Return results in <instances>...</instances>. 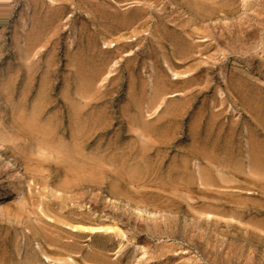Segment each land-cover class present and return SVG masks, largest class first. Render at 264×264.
<instances>
[{"label":"rangeland","instance_id":"rangeland-1","mask_svg":"<svg viewBox=\"0 0 264 264\" xmlns=\"http://www.w3.org/2000/svg\"><path fill=\"white\" fill-rule=\"evenodd\" d=\"M58 1L0 0V142L21 165L15 176L23 181L12 186L9 172L0 177V264H264V178L248 161L253 147L264 149V0H237L205 22L227 31L241 18L254 29L244 48L235 34L211 38L207 51L185 60L173 55L170 38L178 32L171 18L187 15L185 0H140L151 5L119 32L114 24L122 12L134 13L135 0H61L59 12ZM199 60L206 70L195 67ZM92 119L98 130L91 137ZM34 167L49 175L34 183ZM74 171L83 173L74 180L82 189L64 192L59 203L54 189L58 194ZM40 223L53 238L77 223L123 234L86 231L80 249L53 250L58 245H46ZM35 241L48 260H31V251L40 252ZM100 246L98 257H87Z\"/></svg>","mask_w":264,"mask_h":264},{"label":"bare ground","instance_id":"bare-ground-1","mask_svg":"<svg viewBox=\"0 0 264 264\" xmlns=\"http://www.w3.org/2000/svg\"><path fill=\"white\" fill-rule=\"evenodd\" d=\"M56 2V1H58V0H51V2ZM67 1V0H66ZM117 1H124V2H126L127 3V1L128 0H117ZM38 2H39V0H33V3H35V4H38ZM41 2V1H40ZM68 2V1H67ZM87 3H89L90 5H95L93 2H91L90 0H87L86 1ZM145 2V1H144ZM237 0H226L225 2H224V0H185L184 1V4L186 5V11L184 12V13H187V15H186V17H182V18H180L179 19V17H181L180 16V14H177V16L175 15V16H173L172 18H171V21L172 22H174V19L176 20H178V22H177V30H178V32L173 36H171L170 38H171V41L173 40V55L174 56H176L178 59H181V60H185V59H189V58H195V56H196V54L197 53H199V54H201V53H203V52H205V51H207L208 50V48L211 46V42H210V40L209 39H215L216 41L217 40H219L220 38H222V39H224L225 37H229L230 35H234L235 34V36H234V41L235 42H237L238 43V45H240L241 46V48H244L243 46L244 45H246L245 44V42L248 40V38H249V36L250 35H252V32H254V29L253 28H250L249 30H246L245 28H243V23H244V21H242L241 20V18H239V19H237V20H235V21H233L232 23H231V25H232V29H226L227 31H225L224 30V28H223V26H221V28H220V30L219 31H216L215 32V28H217V26H219V25H215V24H209V23H205L207 20H209V19H211L213 16H215V14L218 12V11H220L221 9H223V8H227V9H230V10H233V9H235V6H236V4H237ZM62 1L60 0V1H58V6H57V9H58V12H59V9H61V6H62ZM57 4V3H56ZM210 4H212V5H210ZM151 5V2L149 3H141L140 2V0H135V4H134V13H131L130 14V16H127V12L126 11H124V12H122L121 13V17L119 18V20L118 21H116L117 23L116 24H114L115 25V30L117 31V32H119L120 30H123V29H126L128 26H129V24L130 23H133V22H135V21H137L138 19H140L141 17H142V12L143 11H145L146 9H147V6L149 7ZM208 5H210V8H208ZM244 5V3L242 4V6ZM248 8V4L246 5V7L244 8V9H247ZM127 11H129V10H127ZM192 12V13H191ZM259 21H260V19H259ZM115 22V21H114ZM191 22H196V23H199V24H201L200 25V29L199 28H190L188 31H186V33L184 32L185 31V27L189 24V23H191ZM258 22V21H257ZM258 23H260L259 25H263L264 26V18L261 20V22H258ZM257 23V24H258ZM187 24V25H186ZM254 26H256V24H253ZM112 26V25H111ZM174 26H176V23H174ZM173 26V27H174ZM184 26V27H183ZM253 26V27H254ZM188 27V26H187ZM187 27H186V29H187ZM257 28V27H256ZM135 31V30H134ZM199 32V34H201V38H200V40H198V41H194V40H192V39H189V36H191V34H196V33H198ZM134 34H135V32H134ZM168 34H171V33H168ZM225 35V36H224ZM107 45H109V47L112 45L113 46V44L111 43V42H107L106 43ZM104 47H106V46H104ZM249 48L250 47H246L245 48V50L246 51H249ZM251 54V53H250ZM161 57H162V62L165 64L164 66L166 67V69L171 73V75L173 76V78H177V76H178V74L176 73V72H174V71H172V69H171V65H170V62L167 60V57H165V54H161ZM161 57H160V59H161ZM251 60L253 59L252 57L250 58ZM201 62H200V60L198 61V62H196V64H195V67L197 68H199V69H205V68H208V66L206 67V66H201V64H200ZM205 63H207V62H205ZM261 66H262V69L264 70V62H262V64H261ZM260 66V67H261ZM206 70V69H205ZM252 70H253V68H247V69H245V73H247V74H250L251 72H252ZM244 73V74H245ZM86 80V79H85ZM84 84V83H83ZM244 84V83H243ZM83 86V85H82ZM84 87V86H83ZM82 88V87H81ZM88 88V87H87ZM89 90V89H88ZM85 91H86V89H85ZM85 91H82V92H85ZM79 94H81V93H79ZM159 94V93H158ZM83 95V94H82ZM85 95V94H84ZM254 97V96H253ZM90 102V101H89ZM88 103V102H87ZM92 103V102H91ZM94 105V104H93ZM88 106V105H87ZM75 107H77V106H75ZM95 107V106H94ZM93 108V107H92ZM78 109L79 108H77V110H76V108H75V110L76 111H78ZM83 110V109H82ZM82 112V111H81ZM77 114V113H76ZM73 116H74V114H73ZM83 116V115H82ZM93 116V115H92ZM85 118V117H84ZM83 118V119H84ZM82 119V118H81ZM88 119V118H87ZM94 119H95V117H94ZM73 122V121H72ZM78 122H79V120H78ZM85 122H87V120H85ZM90 122V121H89ZM88 122V123H89ZM109 122V121H108ZM83 123V122H82ZM81 123V124H82ZM87 123V125H90V131H91V133H90V135L89 136H93L92 135V133L94 132V131H97L98 129H96V122L92 119V122L90 123V124H88ZM73 124V123H72ZM78 124V123H77ZM87 125H85V126H87ZM98 125V124H97ZM33 126L34 125H32V131H33ZM81 126V125H80ZM83 126V125H82ZM36 127H38V126H36ZM42 128V127H41ZM84 128V127H83ZM98 128V127H97ZM37 129V128H36ZM40 129V128H39ZM38 129V130H39ZM43 129V128H42ZM48 129V128H47ZM72 129V128H71ZM70 129V130H71ZM38 130H37V132H38ZM77 130V129H76ZM79 130V129H78ZM41 131V130H40ZM44 131V130H43ZM47 131V130H46ZM81 131V130H80ZM36 132V133H37ZM49 132V131H48ZM75 132V131H74ZM85 132H86V130H85ZM39 133V132H38ZM71 133H72V131H71ZM76 133V132H75ZM81 133H84V132H81ZM80 133V134H81ZM73 134V133H72ZM94 135H95V133H93ZM78 135H79V133H78ZM78 135H73V139L74 140H76L77 141V139H78ZM88 135V134H87ZM85 136V135H84ZM87 138V137H86ZM84 139V138H83ZM72 140V139H71ZM49 141V140H48ZM51 141V140H50ZM46 142V141H45ZM71 142H73V141H71ZM51 143V142H50ZM75 143V142H74ZM76 144H77V142H76ZM65 146L66 145H64L63 144V146L62 147H64L65 148ZM59 147V146H58ZM57 147V148H58ZM61 147V146H60ZM69 146H67L66 147V149L68 148ZM74 147V151H75V149H76V147L77 146H75V145H73L72 146V148ZM70 148V147H69ZM56 149V148H55ZM63 149V148H62ZM262 149V148H261ZM261 149L259 150V149H257L256 147L254 148H252L251 149V151H250V153H249V155H248V161L251 163V165H252V167L257 171V173H258V175L261 177V178H264V152H263V150L261 151ZM70 150V149H69ZM57 151V150H56ZM64 151H66V150H64ZM71 151V150H70ZM58 152H60L61 153V149H60V151H57V153ZM72 152V151H71ZM78 152H79V150H78ZM60 153H58V154H60ZM65 153V152H64ZM75 153H77V151L75 152ZM57 154V155H58ZM68 154H71V153H68ZM67 154V155H68ZM80 154V152L78 153V155ZM56 155V154H55ZM65 155V154H64ZM73 155H74V153H73ZM82 155V154H81ZM75 156H77V155H75ZM75 156H72V157H74L75 158ZM80 156V155H79ZM84 156V155H83ZM93 156V155H92ZM55 157H59V156H55ZM61 157V156H60ZM71 157V156H70ZM71 157V158H72ZM89 157V156H88ZM90 157H91V155H90ZM90 157L87 159V160H90ZM95 158H97L96 156H94ZM0 158L2 159V166H0V177H2V175L1 174H4V173H7V172H9L10 174H9V177H7V178H5V179H7V181H8V184L9 185H14V184H19L20 182H23L22 180H20L19 178H17L16 176H15V173L17 174V173H19L20 171H22V167H21V165L19 164V162H17V160H15V158H13V156L11 155V154H9L8 153V151L6 150V148H5V146L2 144V142H0ZM62 158H64V157H61V159ZM66 158V157H65ZM59 159V158H58ZM61 159H59V161L61 160ZM68 159H70L69 157H68ZM82 159L84 160V157H82ZM93 159V160H92ZM90 161H89V163H91V161L93 162L94 161V158H92ZM98 159V158H97ZM73 160H75V159H73ZM77 160V159H76ZM75 160V161H76ZM86 160V159H85ZM84 160V162H86ZM39 161V160H38ZM69 161V160H68ZM68 161H66V162H68ZM70 161H72V159L70 160ZM99 161H101L100 159H99ZM105 161H106V159H105ZM108 161H109V159H108ZM73 162V161H72ZM71 162V164H72V166L71 165H69L70 167H72V168H76L77 169V167H78V165H79V163L80 162H75V163H78L76 166H74V164ZM102 162V161H101ZM107 162V161H106ZM105 162V163H106ZM87 163V162H86ZM88 163V165H90ZM95 163V162H94ZM98 163V162H97ZM85 164V163H84ZM104 164V163H103ZM88 165H87V167H88ZM97 166V165H96ZM96 166H93V167H96ZM40 167V166H39ZM59 167V166H58ZM58 167H56V169H60V168H58ZM61 167V166H60ZM63 167L64 168H66L67 169V167H65L64 165H62V167H61V169L63 170ZM82 166H80V168H81ZM41 168V167H40ZM71 168V169H72ZM91 168H92V166H91ZM71 169H70V171H71ZM82 170L84 169V168H81ZM32 171H31V178H32V181H34V183H37L38 181H42V180H44V178H46V176L47 175H49V173L47 172V174H42L41 172H42V169L40 170V169H38V168H36V167H34V168H32L31 169ZM80 170V169H79ZM87 171L89 170V169H86ZM85 169L83 170V171H86ZM91 170V169H90ZM94 170V168L92 169V171ZM69 171V172H70ZM81 171V170H80ZM80 171H77V172H75L74 171V173L75 174H72L73 175V180H71V181H69L68 180V182L66 181V182H59V185H57V188L59 189V190H61L58 194H56L57 193V189H54V193H55V195H53V198H54V196H57L56 198H57V200L59 201V203H60V201H63L64 200V198H66V197H63L65 194H63L64 192H70V193H72L75 189H77L78 187L79 188H81V184L80 183H82V182H80V183H78L80 180H81V178H82V175H79V172ZM96 171V170H95ZM110 171V170H109ZM68 172V171H67ZM68 172V173H69ZM73 172V171H72ZM82 172H80V174H81ZM89 173V172H88ZM92 173L93 172H91V175H92ZM95 173V172H94ZM98 173V172H97ZM97 173H95V174H97ZM8 174V173H7ZM83 174V173H82ZM85 174H87V173H84V175ZM90 174V173H89ZM105 174V173H104ZM13 175H14V178H13ZM71 175V176H72ZM98 175V174H97ZM8 176V175H7ZM65 176V175H64ZM70 176V175H69ZM86 176V175H85ZM87 177V176H86ZM85 177V178H86ZM91 177V179H92V176H90ZM101 177V176H100ZM100 177H96L97 178V180L98 179H101ZM42 179V180H39V179ZM84 178V177H83ZM93 178H94V180H95V176L93 175ZM88 179H89V177H88ZM202 179V178H201ZM15 180V181H14ZM78 181V182H75V181ZM64 181H65V179H64ZM93 182V181H92ZM96 182H98V181H96ZM99 182H101V181H99ZM84 184V183H83ZM89 184H92V183H89ZM88 184V185H89ZM114 186V185H113ZM91 187H93V186H91ZM78 188V189H79ZM110 188V187H109ZM82 189V188H81ZM111 189L113 190L114 188H112L111 187ZM110 189V190H111ZM111 190V191H112ZM264 191V190H263ZM263 191H261L262 192V194H264V192ZM75 192V191H74ZM113 192V191H112ZM50 194V193H49ZM53 194V193H52ZM51 195V194H50ZM48 196V195H47ZM52 196V195H51ZM66 196V195H65ZM23 197V196H22ZM72 198H75V197H73V196H71ZM50 198H52V197H50ZM69 198V197H68ZM22 199V198H21ZM56 201V200H55ZM66 201V200H65ZM64 201V202H65ZM51 202V201H50ZM67 202V201H66ZM55 203V202H54ZM53 203V204H54ZM56 204V203H55ZM59 205V204H58ZM62 205V204H61ZM61 205H59V206H61ZM17 206H19V205H17ZM51 206V205H50ZM64 207H66V206H64ZM73 207V206H72ZM50 208V207H49ZM57 208V207H56ZM55 208V209H56ZM58 209H59V207H58ZM65 209H67V208H65ZM64 209V210H65ZM57 210V209H56ZM10 211V210H9ZM70 211V210H69ZM69 211H67V212H69ZM71 211H72V209H71ZM11 212V211H10ZM6 213V214H8L9 215V217H10V215H11V213L12 212H14L13 210H12V212L11 213ZM73 212V211H72ZM71 212V213H72ZM133 212L134 213H136V214H138V216H142V209H140V208H138V207H134L133 208ZM57 213V215H58V211L56 212ZM14 214V213H13ZM61 214H63V213H61ZM68 214V213H67ZM76 214V213H75ZM74 214V215H75ZM5 215V214H4ZM15 215V214H14ZM45 215V214H44ZM72 215V214H71ZM151 215H153V217L155 218V217H159V216H157L156 215V213L154 214H151ZM55 216V215H54ZM59 216H60V213H59ZM6 217H7V215H6ZM12 217V216H11ZM60 217H62V216H60ZM67 217V216H66ZM69 217H70V214H69V216H68V221H69ZM74 217V216H73ZM8 218V217H7ZM16 218V217H15ZM15 218H13L14 220H15ZM40 218V217H39ZM65 218V217H64ZM72 218V217H71ZM70 218V219H71ZM75 218V220H76V217H74ZM41 219V218H40ZM58 219L59 218H56L55 220L58 222ZM73 219V218H72ZM80 219H81V217H80ZM198 219V218H197ZM197 219H195V220H197ZM39 220V219H38ZM51 220H53V219H51ZM61 221H63L62 219H60ZM60 220H59V222H60ZM74 220V222H76L77 220H79V218L75 221ZM82 220V219H81ZM140 220H141V218H140ZM143 220V219H142ZM154 220V219H153ZM158 220V219H157ZM199 220H200V218H199ZM9 221V220H8ZM16 221H17V219H16ZM36 221V220H35ZM42 221H43V219H42ZM56 221H54V222H56ZM65 221V220H64ZM61 222V224L62 223H64L65 225L67 224V227H68V223L69 222H71V221H69V222H67V220L65 221V222ZM90 221V220H89ZM88 221V222H89ZM262 221V220H261ZM11 222V221H10ZM38 222H40V221H38ZM45 222V221H44ZM47 222V221H46ZM56 222V225H58L59 226V224ZM67 222V223H66ZM159 222V221H158ZM199 222V221H198ZM259 222V221H258ZM50 223H52V222H50ZM156 223V222H155ZM11 224H12V222H11ZM35 224V223H34ZM33 224V225H34ZM37 222H36V226H37ZM47 225V223H44V224H42L43 226L44 225ZM13 225V224H12ZM39 225V224H38ZM42 225H41V223H40V226H38V230H40V232L38 231V230H36L34 227H32V225H31V231H32V233H34V236L36 235V234H38V232L39 233H41V237H42V239L44 240V242L46 243V245H48V244H51V245H54L53 247H55V245H58V247L56 246L55 248H53V250L54 249H56L57 248V250H59V247L61 248V247H65V248H69L70 247V250L72 249L71 247H73V248H75V249H77V248H79V243H80V241L81 240H79V239H81V238H83V237H81L82 236V234L84 233V232H89V234L90 233H92L94 236H102V237H109L108 235H109V233H111L112 234V236L113 235H117V234H121V236H122V234L123 233H121V230H119V228L118 227H114V226H110V225H105V226H87V225H81V224H75V225H70L69 226V228L66 230L65 228L66 227H64V232L65 233H63L64 235H62V234H57L58 236H57V238L56 237H54L53 238V236H49V235H51V233L48 235L47 233V231L46 230H44V228L42 227ZM50 225H48V227H49ZM53 227H51L50 226V230H51V228H54L55 227V225L53 224L52 225ZM58 226L57 227H55V229L56 228H58ZM62 226V225H61ZM60 226V227H61ZM261 226H262V224H261ZM156 227V226H155ZM45 228H47V227H45ZM61 229V228H60ZM44 231L46 232V234L47 235H44ZM57 231V230H56ZM61 231V230H60ZM51 232V231H50ZM86 232V233H87ZM53 234H55V231H53L52 232ZM58 233H59V231H58ZM85 234V233H84ZM83 234V236H85ZM43 235H44V237H43ZM68 235V236H67ZM118 235V236H119ZM33 236V237H34ZM47 236V237H46ZM55 236V235H54ZM250 236V235H249ZM59 237H61V240L62 239H64V240H60V239H58ZM111 237V236H110ZM109 237V238H110ZM120 237V236H119ZM44 238H47V239H44ZM92 238V237H91ZM91 238H90V240H91ZM101 238V237H100ZM108 238V239H109ZM93 239V238H92ZM99 239V238H98ZM34 240H35V238H34ZM106 240V239H105ZM92 241V240H91ZM103 241H104V239H103ZM106 241H109V240H106ZM58 242V243H57ZM35 243V246L37 247V249H38V251H40L39 252V254H38V252L37 251H35V250H33V251H31V255H29V257L31 258V260L34 258V259H37L36 257H37V255H40L41 256V258H43V259H46V260H48L49 259V257L50 256H48L44 251H43V249H41L40 247H39V243L37 242V241H35L34 242ZM48 243V244H47ZM93 244V243H92ZM102 245V244H101ZM103 245H104V242H103ZM119 246V249H121L122 248V243L120 244H118ZM107 246V245H106ZM90 247V246H89ZM88 247V248H89ZM67 248V249H68ZM86 248H87V246H86ZM86 248H84V249H86ZM93 248H95L94 246H93ZM100 248V249H99ZM99 248H97V249H94L93 250V252H91V253H87V257H93V256H95V257H98V255H99V253H101V251L103 250H101V246L99 247ZM106 248V247H105ZM137 248V247H136ZM80 249V248H79ZM90 250H92L91 248H89ZM123 249V248H122ZM32 250V249H31ZM62 250V249H61ZM69 249H68V251H70ZM105 250V249H104ZM167 250V249H166ZM71 251H73V250H71ZM70 251V252H71ZM118 251H120V250H117L116 252H118ZM37 252V253H36ZM55 252V251H54ZM61 251H59V253H60ZM76 252V251H75ZM74 252V253H75ZM36 253V254H35ZM56 254H58V252L56 251L55 252ZM73 253V254H74ZM61 254H62V252H61ZM68 254V253H67ZM70 254V253H69ZM122 254V253H121ZM101 255V254H100ZM105 255V254H104ZM62 256H64V253L62 254ZM61 256V257H62ZM70 256H71V254H70ZM70 256H67L66 257V260L67 261H73V259L74 258H71ZM81 256V255H80ZM85 256V257H86ZM58 257L59 258H61L60 257V255L58 254ZM82 258H83V256H81ZM102 257H103V255H102ZM57 258V257H56ZM81 258V259H82ZM104 258V257H103ZM106 258V257H105ZM117 258H119V256L117 257ZM29 259V258H28ZM51 259V258H50ZM55 259V258H54ZM86 259V258H85ZM84 258H83V260H84V262H86V260H85ZM95 259V258H94ZM97 259V258H96ZM95 259V260H96ZM58 260H60V259H58ZM82 260V261H83ZM100 260V259H99ZM98 260V263L100 264H102V262L101 261H99ZM87 261H92V262H94L93 261V259H91V260H87ZM104 261H105V263H106V259H104ZM96 262V261H95ZM114 262V261H113ZM115 262H117V261H115ZM114 262V263H115ZM32 263V262H31ZM109 263H110V261H109ZM108 263V264H109ZM116 264V263H115Z\"/></svg>","mask_w":264,"mask_h":264}]
</instances>
